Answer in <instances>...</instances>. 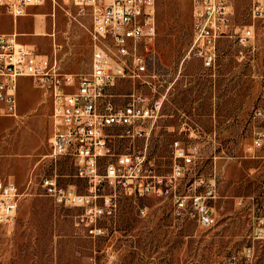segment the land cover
I'll use <instances>...</instances> for the list:
<instances>
[{
	"label": "rangeland",
	"instance_id": "1",
	"mask_svg": "<svg viewBox=\"0 0 264 264\" xmlns=\"http://www.w3.org/2000/svg\"><path fill=\"white\" fill-rule=\"evenodd\" d=\"M193 1L156 0L150 75L112 90L118 107L132 100L135 88L149 103L160 100L161 108L155 123L142 124L153 125L147 140L134 136L131 126L110 130L113 153L139 156L141 170H129L97 194L94 203L106 211L94 217L97 234L82 220L84 208L58 205L43 192L48 174L57 173L60 184L82 194L88 182L75 175L70 156L50 157L51 101L30 78L21 79L18 116L0 117V174L20 192L13 221L0 227V264H229L251 245L252 264H264V242L253 241L251 220L254 205L264 200V148L251 149L252 113L264 107V25L251 8L263 0H231L230 33L252 27L254 36L246 46L237 37L222 38L212 70L195 57L184 60L193 39ZM60 5L53 10L48 0L32 8L18 20L17 33L32 36L23 41L56 58L64 71L89 72L91 20L74 5ZM14 27L0 8V33ZM176 140L187 151L196 145L199 154L171 181ZM199 196L215 217L210 227L198 220Z\"/></svg>",
	"mask_w": 264,
	"mask_h": 264
},
{
	"label": "built area",
	"instance_id": "2",
	"mask_svg": "<svg viewBox=\"0 0 264 264\" xmlns=\"http://www.w3.org/2000/svg\"><path fill=\"white\" fill-rule=\"evenodd\" d=\"M48 0H0V8L17 20L28 14L31 6H43ZM52 8L60 3L71 4L79 13L89 15L93 43L91 69L85 73L66 72L57 59L38 51L35 45L23 43L16 31L0 33V117H16L19 111L21 79L30 78L35 87L51 101L50 157L55 161L70 156L76 167L75 175L88 182V192L78 193L72 187L58 182L57 173L45 175L41 187L45 195L56 204L85 209L82 218L90 232H101L93 225L94 217L106 211L94 201L103 187H115L128 177V172H139V156L129 153L114 154L110 144V130L131 126L134 136L148 139L152 126L142 124L158 119L161 101L149 103L135 90L132 100L124 106L112 102V92L124 80H142L148 77L147 54L153 51L157 24L156 0H49ZM251 16L264 25V0L254 4ZM232 20L231 0L193 1V39L184 60L195 57L207 70L215 69L222 38L237 37L247 45L254 36L252 27L230 33ZM264 57V51H263ZM261 96L264 97V68L261 75ZM253 137L251 149L264 148V107L257 106L252 113ZM173 167L170 180L184 173V166L194 163L199 154L196 145L190 150L179 143H172ZM115 159H111V157ZM107 161L101 166L104 158ZM147 190L150 187L146 188ZM156 191L155 187H151ZM214 194L209 188L207 195ZM20 192L17 184L0 174V227L11 223L18 210ZM202 199V200H201ZM108 200V199H107ZM263 200V199H262ZM183 205V202H179ZM242 204V200L239 201ZM198 220L204 227L215 224L209 206L199 196L195 198ZM259 211L255 219L254 241H264V200L254 205ZM254 245L248 246L243 258L232 257L229 264H252Z\"/></svg>",
	"mask_w": 264,
	"mask_h": 264
},
{
	"label": "crops",
	"instance_id": "3",
	"mask_svg": "<svg viewBox=\"0 0 264 264\" xmlns=\"http://www.w3.org/2000/svg\"><path fill=\"white\" fill-rule=\"evenodd\" d=\"M36 7H41V6H31L30 8H29V10H28V14L27 15H29V14H31V9L32 8H36ZM53 10H56V9H53ZM52 15H54V12L52 13ZM83 15V14H82ZM89 18H90V16L89 15H87ZM21 18V17H20ZM20 18H18L17 20H14V31H16L17 32V24H18V20L20 19ZM90 20H91V18H90ZM91 24H92V21H91ZM92 29V28H91ZM13 31V32H14ZM91 31V30H90ZM9 33V32H8ZM18 35H19V40L21 41V42H23V43H27V44H33V45H35L36 46V44L35 43H31L32 41H29V40H27V39H24V40H27V41H29V42H24L23 41V37L24 38H26V37H32V36H25L26 34H24V33H22V32H19L18 33ZM34 35V34H33ZM53 35V34H52ZM54 36V35H53ZM34 37V36H33ZM92 41V40H91ZM56 46V45H55ZM92 46H93V43H92ZM37 47V46H36ZM93 52V51H92ZM41 53V52H40ZM42 54H44V55H49V54H46V53H42ZM91 57H92V55H91ZM90 67H91V63H90ZM261 199H262V197H261ZM260 213H259V211L258 210H256V208H253V214H252V216H251V220H252V228H253V233H254V230H255V227H256V223H255V219H256V217L259 215ZM253 233H252V239H253ZM254 241V240H253ZM254 242H264V241H254Z\"/></svg>",
	"mask_w": 264,
	"mask_h": 264
}]
</instances>
